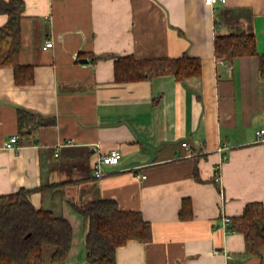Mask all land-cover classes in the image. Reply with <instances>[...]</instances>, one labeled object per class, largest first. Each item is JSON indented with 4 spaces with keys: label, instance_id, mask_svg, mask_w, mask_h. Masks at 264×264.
<instances>
[{
    "label": "crops",
    "instance_id": "1",
    "mask_svg": "<svg viewBox=\"0 0 264 264\" xmlns=\"http://www.w3.org/2000/svg\"><path fill=\"white\" fill-rule=\"evenodd\" d=\"M23 1L19 59L33 66L34 82L18 86L13 69L0 68V195L31 190L37 209L69 220L72 248L61 264H88L87 229L73 204L102 198L152 226L149 242L118 247L116 264H264V251H246L243 235L223 222L247 203L264 207L256 137L264 129V0ZM7 20L0 14V27ZM242 32L256 37L258 55L217 59L215 37ZM46 41L54 46L44 49ZM184 54L200 58L198 77L115 81L121 57ZM19 110L54 122L21 127ZM14 135L19 147L5 149ZM115 150L120 162L94 177L95 161Z\"/></svg>",
    "mask_w": 264,
    "mask_h": 264
},
{
    "label": "trees",
    "instance_id": "2",
    "mask_svg": "<svg viewBox=\"0 0 264 264\" xmlns=\"http://www.w3.org/2000/svg\"><path fill=\"white\" fill-rule=\"evenodd\" d=\"M23 0H0V14L8 16L0 27V68L13 69L14 82L27 86L34 82L33 66L20 62L22 49ZM214 53L219 60L233 63L241 56L258 55L253 34L217 35ZM260 75L264 78V55L260 56ZM118 83L141 82L158 76L173 75L176 81L198 77L202 73L200 58L184 54L180 58L141 59L133 56L119 58L114 64ZM19 125L53 124L33 113L18 111ZM31 190L0 195V264H43L44 249L50 247L54 264L66 261L72 248L73 229L64 216L49 210L37 209L29 200ZM83 216L87 229L85 257L88 264H116V250L136 240L149 242L152 226L140 211L123 210L117 200L100 199L85 204H73ZM189 201L183 203L181 218L189 212ZM230 230L240 232L246 241V251L261 255L264 251V207L257 202L247 203L242 215L231 218Z\"/></svg>",
    "mask_w": 264,
    "mask_h": 264
},
{
    "label": "built area",
    "instance_id": "3",
    "mask_svg": "<svg viewBox=\"0 0 264 264\" xmlns=\"http://www.w3.org/2000/svg\"><path fill=\"white\" fill-rule=\"evenodd\" d=\"M227 0H205L207 6L214 5L216 3L225 4ZM44 49H48L54 46L52 41L45 42ZM257 142H264V129L258 130L256 133ZM18 135L11 136L4 142V148L7 150H15L19 147L18 145ZM183 147L189 149L188 143H183ZM122 159L121 152L119 150L111 151L108 153L101 154L99 158L95 161L92 171L93 175L96 178H101L106 175V171L103 170V167H114ZM145 177V176H144ZM143 177V178H144ZM224 223L229 224L231 222L230 218H225Z\"/></svg>",
    "mask_w": 264,
    "mask_h": 264
},
{
    "label": "rangeland",
    "instance_id": "4",
    "mask_svg": "<svg viewBox=\"0 0 264 264\" xmlns=\"http://www.w3.org/2000/svg\"><path fill=\"white\" fill-rule=\"evenodd\" d=\"M53 252V249L50 248V247H46L44 249V256H43V259H44V263L43 264H54L52 261H51V254Z\"/></svg>",
    "mask_w": 264,
    "mask_h": 264
}]
</instances>
